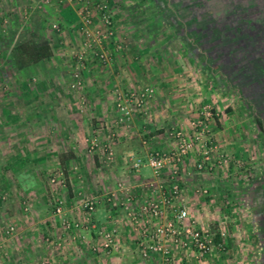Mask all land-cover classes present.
I'll return each instance as SVG.
<instances>
[{
  "label": "rangeland",
  "instance_id": "rangeland-1",
  "mask_svg": "<svg viewBox=\"0 0 264 264\" xmlns=\"http://www.w3.org/2000/svg\"><path fill=\"white\" fill-rule=\"evenodd\" d=\"M29 1L32 3L34 1V5H37V0ZM230 1L232 0H58L59 4L71 3L81 21L75 29L68 27L69 32L76 33L78 37L61 45L60 35L64 37L65 32H58V21L48 22V28L45 29L44 26L43 32L36 29L38 25L36 22L41 20L42 10L44 13L47 12L43 8L50 6L52 0H43L38 6L28 9L25 8L27 3L23 2L21 9L16 5L15 9L6 14L7 17H3L4 14L0 15V264L23 262L19 258L18 250H15V256L4 252L7 243L11 244L14 241V236L22 223L25 222L24 224L30 227H41L42 223L50 220L47 217L55 208L60 206L61 211L66 208L73 191L75 192L72 188L74 183L76 188L74 194L78 199L76 203L80 207L84 199L95 197L97 203L92 213L100 216L108 212L110 216L105 217V222L111 221L114 219L111 216L116 217L115 214L120 213L121 223H129L138 233L136 236L138 261L148 263L153 254L158 259L156 264L166 263L159 253L143 254L140 242L144 237L141 231L134 228L133 222L122 209V201H125L128 195L133 197V204L145 199H137L135 189L129 187L134 183V173L138 171L130 168L127 157L130 154L137 155L133 150L138 151L140 155L137 156H143L144 154L139 151L144 149L143 147L148 150L165 149L160 148L162 145L160 141L163 140L168 142V147H173L175 143L170 131L174 128L187 130L188 126L184 128L178 124L179 121L184 119L188 124L196 116L198 106L203 100L212 102L217 113L212 97L211 100L203 97L204 90L209 85L215 88L213 93L235 101L234 107L237 113L246 116L248 128H251L249 120L255 121V112L264 119V110H261L264 104L259 102L262 100L251 98L253 110L250 109L237 89L228 85L220 74L212 73L206 65L207 62H213L208 56L211 48H205L203 43H200L202 41L200 37L193 38L189 33L190 19L196 17L202 19L205 14L211 12L220 13L228 7ZM260 2L264 3V0ZM42 3L45 4L43 8ZM100 5L104 6L103 12L98 9ZM133 5L137 6V9L129 8ZM84 7L89 10L91 20L85 27L83 25L85 12H81ZM103 13L109 16L110 24L103 20ZM119 14L123 15L121 19L124 18L121 20L124 23L120 31L116 29L115 21ZM4 19L6 21L3 22ZM127 23H130V26H127ZM64 29L62 27L60 30ZM29 33L52 40L50 44L55 48V57L19 67L12 57L13 47ZM134 49L143 53L148 52L150 59L138 60L139 66L143 65L145 69L146 66L159 67L165 62L168 64L169 61L181 66L180 72H173L170 75L172 86L165 89L164 85H161L163 75L159 77L154 70L144 73L139 69H136V72L131 69L125 74L116 73L114 69L117 66L116 55L121 52L130 55ZM83 50L85 58L79 59L78 56ZM100 54L104 55V60L99 57ZM155 54L162 55L160 63L155 56L153 57ZM181 83L187 84L188 88L181 86L178 89ZM146 88L151 89V92L138 106L135 97ZM43 98L45 100H42ZM52 99L61 101L60 105H56V108L60 109L59 112L82 120L74 134L69 133L62 139L56 138L57 143L61 141L62 146L75 148L77 154L69 158L73 157L76 161L70 163V166L56 163L65 156L54 152L57 149L56 139L41 138L42 133L50 128V121L41 123L36 120L38 117L36 115L47 114L49 107H52L42 105L43 101L48 103ZM151 99H156L155 104H149ZM105 101L108 106H105ZM182 102L184 103L181 104ZM125 110L129 111L128 115L124 114ZM152 111L159 121L157 125L161 126L159 129L163 131L160 134L161 138L150 137L147 132L149 127L143 126L149 124L143 118L147 119ZM138 119H142L143 122ZM214 123L215 121L212 123V130ZM252 127L258 129L256 123L252 124ZM150 129L153 132L159 130H155L151 124ZM108 150L113 153L111 159L107 158ZM125 150L129 151L124 152L120 163L117 153ZM119 166L121 167L118 168ZM139 171L146 176L152 175L147 165L142 166ZM124 178L129 180L126 181ZM35 189L40 198L37 206L32 204L33 201L29 197L30 192ZM154 193L152 192V195L156 197L158 194ZM23 200L26 203H23ZM81 211L83 212L82 207ZM36 212L41 216L36 217ZM92 213L90 223L86 225L82 219L78 220L81 226L68 228L65 221L77 220L73 218L63 219V226L65 229L91 226L94 224L91 221ZM223 213L220 219L205 224L198 221L200 225L215 232L214 244L206 255L197 256L193 252L176 248L173 250L171 263L174 264V259L179 253L190 255L194 260L205 261L217 249L224 252L228 236L226 225L231 223V219L228 213ZM244 216L245 214L242 217ZM245 223H247L245 218L236 222L239 227ZM7 224L14 228L9 234L4 233ZM109 224L103 223V226L98 227L97 246L104 250L108 264H116L115 260H112L116 254L111 251L116 244L110 248L101 246V232L104 229L112 230L117 239V227ZM216 234L220 237L218 241ZM43 240L47 243L51 241L45 237ZM94 247L95 250L92 251L96 252L97 247ZM252 253V264H261L263 251L255 249Z\"/></svg>",
  "mask_w": 264,
  "mask_h": 264
},
{
  "label": "crops",
  "instance_id": "crops-1",
  "mask_svg": "<svg viewBox=\"0 0 264 264\" xmlns=\"http://www.w3.org/2000/svg\"><path fill=\"white\" fill-rule=\"evenodd\" d=\"M42 1L43 0H37V5H34V1L32 3L29 0H0V15L4 14L3 17H7L6 14L15 9L17 7L16 5H19L18 8L21 9L22 4H24L23 2L27 3L25 8L28 9V7L34 8L38 6ZM57 1L58 0H52V4L45 8H43L45 4L42 3L41 8L47 12L44 13L42 10L41 20L36 22L38 24L36 25V29L43 32L48 26V22L52 23L58 21V32H65L64 37L63 35H60L61 38L59 39V45H61V43H64L65 41L72 42L73 38L78 37L76 33L73 34L69 32L70 30H68V27L71 26L75 29L81 21L79 14L71 3L67 2L59 4ZM129 8L135 10L137 9V6L133 5ZM121 15L119 16V20L118 16L115 15L116 29L119 31L124 23L121 21L124 19H121L123 16ZM9 16H11V14H9ZM4 21L6 20L4 19L3 22ZM131 23L133 25V22ZM129 24L127 23L126 25L128 26ZM44 26L45 29L43 28ZM62 27L65 29L60 30ZM53 33L56 34L54 31ZM48 41L52 44V40L49 39ZM51 48L53 49V55L51 57L54 58L55 48L53 45ZM154 56L159 60V63L160 59H163L161 54H155L153 57ZM115 58L117 61V66L114 67L116 73L125 74L131 69L135 72L136 69H139L144 73H149V71L154 70V72L159 74V77H162L163 75V82L161 85H164L165 89H167V86H172L170 81L171 73L180 72L181 68V66L176 65L175 62L171 63V61H169L168 64L165 62L159 67L145 65L147 67L145 69L143 65L139 66L138 60L145 59L147 61L150 59L148 52L143 53L141 51H136L135 49L131 50L130 55L121 52L119 55H116ZM177 59L179 60V58ZM114 69L111 68L112 71ZM183 84L184 83H181L178 89H180L181 86L188 88L187 84ZM206 88L203 97L205 99L209 98V100H211L212 97L217 110V116L212 130L213 139L217 142L220 152L229 157L230 163L227 167L196 173L193 171V159H188L186 167L182 173L183 185L185 187L182 202L189 207L196 219L202 224L218 218L220 219L224 215L223 212L229 214L228 217L231 219V223H227L226 225L228 228V236L225 240L224 252L217 249L205 261L194 260L190 255L179 253L174 259V264H252L253 256L251 255L255 249L263 251V257L260 260L261 264H264V130H261L259 127L258 129H254L252 124L254 125L256 121L250 120L249 126H251V128H248V126H246V116L244 117V115L237 113L236 107H234L236 106V103L233 99L222 98L220 95L213 93L215 88L213 89L210 85ZM42 100L45 99L43 98ZM155 100L156 99H151L149 104L152 105ZM59 102L61 101H57V99H52L48 103L43 101L42 105L52 107H49L47 114L36 115L38 116L36 120L41 123L50 121L51 124L50 128L42 133L41 138L51 137L52 139H62L69 135V133L72 134L75 132L76 128H79L82 120L77 117H72L70 114L64 115L59 112L60 109L56 108V105H60ZM183 103L184 102L181 104ZM104 104L105 106H108L106 101ZM97 105L99 104L97 103ZM150 114L151 115L147 116V119L143 118V120H146L149 124L143 126L149 127L147 132L151 135L150 137L161 138L160 134L163 131L159 129L161 126L157 125V122L159 121H157L156 114L153 113V111L150 112ZM168 118L170 119V117ZM174 119H177V117H174ZM26 120L28 121V119ZM138 120L140 122L142 121V119ZM167 123L168 122H166V124ZM150 124L154 126L155 130H159L154 132L151 131ZM178 124L184 128L188 126L187 121L184 119H181ZM167 136L168 135H166V137ZM160 142L162 143L160 148L167 149L171 147L167 146L168 142L165 140ZM259 142H262V145H260ZM55 146L57 149L54 152L65 155L63 159L57 160L56 163L58 165L60 163L63 165H69L76 161L73 157L75 156L74 154L77 153L74 151L75 148L73 146L66 148L65 146H62L61 141L57 143V139ZM143 148L144 149L139 151L140 153L142 152L145 154L148 149L145 147ZM127 151L129 150L117 153L120 163H122V155ZM133 151H135L137 155H140L138 151ZM69 156L73 157L69 158ZM120 167L121 166L118 168ZM124 168L125 167H123V169ZM133 177L135 178L133 181L134 183L130 184L129 187L133 190L135 189L137 199L150 197L149 195L152 192L158 194L160 191L159 186L162 185L163 187H166L169 182L167 173H164V176L161 175L153 178L152 175L146 176L138 171L137 173H134ZM125 180L128 181L129 179ZM149 181L152 182L151 187L146 185ZM72 188L76 192L75 183L72 185ZM203 188L207 189L206 194L200 192ZM75 192L73 191L72 193L71 201L68 200V206L60 212H57L55 208L51 215L47 217L50 218V220L47 223H42L43 226L30 227L26 226L24 224L25 222L22 223V225H19V231L14 236V241H12L11 244L10 242L7 243L6 251L4 252L15 256V250H18L19 253H17L19 254V258L23 260V262H19V264H108V260L106 259L107 256L103 253L104 250L97 246L99 240L97 232L98 227L103 226V223H111L109 224L110 226L115 225L117 227L116 247L111 250L112 253L116 254V256L112 258V260H115L116 264L157 263V256L153 254L151 255V258L148 259V263L138 261L136 258V252L138 249L136 236L138 233L132 229L129 223H121V215L119 216L120 213L115 214L116 217L111 216V218L114 219L111 221L106 220V222L105 217L110 216L108 212L100 216H97L96 213H92L93 216L91 221L94 222V224L91 226L88 225L84 228L80 227L78 229H65L63 226V219L75 218L77 220H84V213L81 211V207L78 203H76L78 202V199L74 194ZM155 193L154 195H157ZM29 197L33 201L32 204L35 206L39 205L38 202H40V198L36 189L30 192ZM18 201L20 202V200ZM22 202L26 203L25 200ZM227 203L232 205H227ZM236 204L239 205L236 206ZM35 214L36 217L41 216L40 213L36 212ZM244 214L245 216L242 217ZM241 218H245L247 223L242 224L243 226L239 227L236 222ZM84 223L86 225V223L88 224V221H84ZM7 226L8 224L5 225V228ZM43 237L47 240L50 239V243L45 242ZM219 239L220 237L217 236L216 240L218 241ZM51 244H53V246H51ZM94 246L97 247L96 252L100 250L99 253L96 254V252L92 251L95 250Z\"/></svg>",
  "mask_w": 264,
  "mask_h": 264
},
{
  "label": "built area",
  "instance_id": "built-area-1",
  "mask_svg": "<svg viewBox=\"0 0 264 264\" xmlns=\"http://www.w3.org/2000/svg\"><path fill=\"white\" fill-rule=\"evenodd\" d=\"M98 9L103 12L104 6L100 5ZM82 11L85 12L83 21L85 27L90 24L91 20L87 7H84ZM102 16L103 20L110 24L109 16L105 13ZM108 33L111 34V31ZM84 52L85 50L79 54V59L85 58ZM99 57L104 60L103 54ZM149 92L151 89L146 88L139 93L138 97H135L138 106ZM124 114L128 115L129 111L125 110ZM216 116L212 102H201L196 116L189 121L187 130L174 128L170 131L175 143L173 147L162 150L149 149L143 156L130 154L127 157L130 161V168L134 171H139L142 166L147 165L154 178L164 173L168 174V185L166 187L160 185V191L156 197L151 193V197L133 204V197L128 195L125 201H122L123 211L133 222L134 228L141 231L144 237L140 242L144 255L148 252L159 253L166 261L165 264H172L173 250L176 248L193 252L197 256H204L214 244L215 232L200 225L189 207L182 202L185 192L182 173L186 162L191 158L193 159V171L196 173L213 171L229 165V157L220 152L217 142L213 139L212 123ZM112 156V151L108 150L107 158L111 159ZM149 186H152V182ZM200 192L206 194L207 189L203 188ZM96 203L95 197H87L81 203L85 221L90 222V213L95 210ZM56 211H61L60 206L56 208ZM65 224L68 228L81 226L78 220H67ZM13 229L12 225H8L4 233L9 234ZM101 233V246L110 248L116 244L112 230L104 229Z\"/></svg>",
  "mask_w": 264,
  "mask_h": 264
},
{
  "label": "trees",
  "instance_id": "trees-1",
  "mask_svg": "<svg viewBox=\"0 0 264 264\" xmlns=\"http://www.w3.org/2000/svg\"><path fill=\"white\" fill-rule=\"evenodd\" d=\"M260 1L232 0L220 13L211 12L202 19L196 17L189 21L192 37H200V43L211 48L208 56L213 62L205 61L208 68L237 89L252 110L251 98H258L264 104V3ZM51 55L48 39L34 33L18 41L12 53L19 67ZM255 121L264 130V119L257 112Z\"/></svg>",
  "mask_w": 264,
  "mask_h": 264
}]
</instances>
